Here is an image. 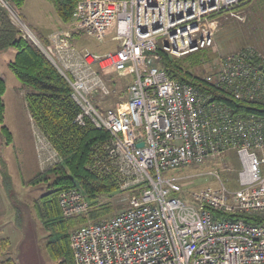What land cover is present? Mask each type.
Returning a JSON list of instances; mask_svg holds the SVG:
<instances>
[{
  "label": "built area",
  "instance_id": "built-area-1",
  "mask_svg": "<svg viewBox=\"0 0 264 264\" xmlns=\"http://www.w3.org/2000/svg\"><path fill=\"white\" fill-rule=\"evenodd\" d=\"M241 1L79 0L73 34L115 48L74 56L67 51L73 34L63 31L51 37L54 59L15 5L0 0L18 36L40 48L70 87L79 108L73 123L109 134L95 166L134 192L122 212L70 233L74 264H264V225L241 218L264 214V114H234L211 94L170 80L160 65L162 55L179 59L213 47L222 19L241 20L234 11ZM215 62L201 78L206 84L264 106V50L248 46ZM101 71L131 78L113 107L93 102L114 91ZM39 137L42 164L59 163ZM228 152L239 162L235 189L218 171L205 176L215 187L189 192L180 177L165 176ZM58 202L64 218L91 208L80 188L60 193Z\"/></svg>",
  "mask_w": 264,
  "mask_h": 264
},
{
  "label": "trees",
  "instance_id": "trees-1",
  "mask_svg": "<svg viewBox=\"0 0 264 264\" xmlns=\"http://www.w3.org/2000/svg\"><path fill=\"white\" fill-rule=\"evenodd\" d=\"M9 1L20 10L25 0ZM47 1L53 5L60 21L66 23L79 0ZM44 42L49 45L47 40ZM8 49L15 51L14 59L7 64L9 70L23 86L32 89L26 94L31 118L62 160L61 164L38 173L29 182L32 185H46V192L35 199L33 205L38 220L48 232L46 252L57 264H74L69 246L70 231L88 221L107 216L111 209L96 205L97 199L119 189V182L112 174H104L95 166L96 160L105 156L104 144L109 140V134L103 129L94 128L90 123L85 127L73 123L79 108L71 98L70 87L34 45L18 36L6 14L0 10V52ZM206 52L199 51L179 59L162 55L160 65L170 80L191 84L200 91L211 94L217 103L231 109L234 114H264V106L237 101L229 94L209 86L191 72L202 65L203 58L207 57ZM107 73L101 71L100 75L104 78L112 77ZM5 90V83L0 78V131L10 142L11 133L3 125L2 96ZM3 187L7 196L12 198L9 188ZM73 188H80L86 199L92 201L93 207L85 215L64 218L58 198L60 193ZM241 218L251 224L264 225V214ZM7 245L6 239L0 240V264H17L13 258L5 255Z\"/></svg>",
  "mask_w": 264,
  "mask_h": 264
},
{
  "label": "rangeland",
  "instance_id": "rangeland-1",
  "mask_svg": "<svg viewBox=\"0 0 264 264\" xmlns=\"http://www.w3.org/2000/svg\"><path fill=\"white\" fill-rule=\"evenodd\" d=\"M245 1L246 2L242 0L241 3H239V6L234 9L239 17H241V20L235 19L231 16L222 19L214 36V45L206 50L207 57L203 58L204 60H202V65L192 69L191 72L194 75L204 78L211 72V68L216 63L215 61L238 52L245 47L252 46L262 51L264 50V0H261V7L259 6V1L257 3V0ZM252 7L254 8V11H252ZM17 13L20 14L23 21L39 39L43 48L47 52H50L54 59H56L57 56L54 53L55 49L51 48L52 45L50 42L52 35L63 31L72 32L73 34V31H75L76 22L73 16H71L68 22H61L51 2L46 0H25L21 9H17ZM259 15L260 18L258 17ZM61 23L63 25L62 28L56 30V32H53L49 36V41H47L50 45H47L44 42L46 40L41 37L38 31L41 30L40 28L46 30L55 28L57 25L60 26ZM27 42L31 43L29 41ZM68 43L70 47L67 51L74 56L78 54L80 55L84 50L101 54L113 51L115 48V44L109 42V40H105L103 43H98L91 38H84L81 37V35L76 34H73L70 40H68ZM31 44L34 45L33 43ZM37 49L45 56L40 48ZM14 54L15 51L13 49L0 52V78L4 81L6 87L2 96L4 105L3 125L11 133V141L9 142L0 131V183L2 184V187L4 185L6 188H9L10 196L12 197L10 199H13L11 201H14L12 202L14 207L24 214L35 215V218L33 216V219L38 222L39 220L35 214L33 205L35 199L46 192V185L43 183L32 185L29 182L35 177V175L46 171L54 165L47 166L42 164L41 143L39 136L43 137L46 141H48V139L34 123L28 110L26 94L32 91V89L23 86L18 80H16L7 66L8 62L13 60ZM46 59L53 65V67H55L48 58ZM55 69L57 70L56 67ZM109 74H111L112 77L106 76L104 78L102 75L101 76L114 91L102 100L97 99L93 101L94 104L101 108L113 107L116 103H118L120 99L123 98V95H125V89L130 84L131 80V78L122 77L116 75L115 73H107V75ZM122 92L123 95H121ZM61 162L62 160L60 159V162L55 165L61 164ZM236 168L239 169L238 159L235 153L228 152L219 158L207 161L199 167L184 169L176 173L175 171L172 173H166L165 176L168 177L174 173L172 176L180 177L184 191L189 192L208 186L215 187L216 183L214 180L205 176H207L206 173L210 171H218L222 182L226 185V187L232 189L237 187L235 181L237 176ZM133 194V189L119 188L110 195L99 197L96 205H103L102 207H109L111 209V212L107 216L102 217L99 220L112 218L116 214L125 210L128 207L129 198ZM90 202L92 208V201ZM99 220L88 221L87 223H93ZM29 223L30 226H33L30 220ZM84 225L76 227L73 230ZM44 231L45 235H48V232L46 230ZM72 231H70V233ZM0 240H3V238ZM16 243L17 241L15 237L10 236V242L8 241V245L6 247L7 253L5 252V255L8 257L13 256V254L14 256H17L19 260L18 263L16 262L17 264L23 262L24 264H29L25 257H23V261L20 260L22 258L20 256H23V253L19 252V250L18 255H15V249L17 250ZM24 247L25 246H23V248ZM39 247L41 249L39 251V257L35 260L36 262L38 261L39 264H57V262L51 260L48 256L46 252V245L44 246L42 240H40ZM40 257L44 259L42 260ZM14 260L16 261L17 259L15 258Z\"/></svg>",
  "mask_w": 264,
  "mask_h": 264
},
{
  "label": "crops",
  "instance_id": "crops-1",
  "mask_svg": "<svg viewBox=\"0 0 264 264\" xmlns=\"http://www.w3.org/2000/svg\"><path fill=\"white\" fill-rule=\"evenodd\" d=\"M258 1H259V6L261 7V0H257V3ZM252 11H254L253 7H252ZM258 17L260 18V15ZM62 26L63 25L61 23L60 26L57 25L55 26V28L52 29L50 28L46 30L40 28L41 30L38 31V33L41 35V37L44 40H48L49 36L53 32H56V30L61 29ZM11 200L13 199H10L7 196L4 187H2V184L0 183V230H1L0 239L6 238L10 242V236L11 237L14 236L17 241L16 243L17 250L15 249L16 251L15 255H18V250H19V252L23 253V256L21 255L20 257L22 258L25 257V259L29 264H39L38 261L36 262L35 260H37V258L39 257V253H40L39 251L41 249L39 247L40 240H42L45 246L48 241V235H45V231H44L45 229L41 226L40 222L39 221L37 222V220L34 221L33 216L35 218V215L32 214L29 215L20 212L18 209H16V207H14L12 203L14 201ZM29 220L33 224V226H30ZM23 246L25 247L23 248ZM12 257L14 259L16 258L17 259L16 262L18 263L19 260L17 256H14L13 254L11 258ZM22 258L20 259L21 261L24 260V258L23 259ZM20 264H24V262Z\"/></svg>",
  "mask_w": 264,
  "mask_h": 264
},
{
  "label": "water",
  "instance_id": "water-1",
  "mask_svg": "<svg viewBox=\"0 0 264 264\" xmlns=\"http://www.w3.org/2000/svg\"><path fill=\"white\" fill-rule=\"evenodd\" d=\"M138 146H142V143H140Z\"/></svg>",
  "mask_w": 264,
  "mask_h": 264
}]
</instances>
